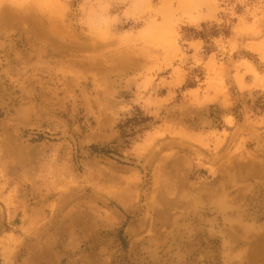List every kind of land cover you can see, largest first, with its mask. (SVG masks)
<instances>
[{"label": "rangeland", "instance_id": "obj_1", "mask_svg": "<svg viewBox=\"0 0 264 264\" xmlns=\"http://www.w3.org/2000/svg\"><path fill=\"white\" fill-rule=\"evenodd\" d=\"M0 264H264V0H0Z\"/></svg>", "mask_w": 264, "mask_h": 264}]
</instances>
